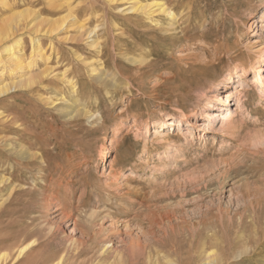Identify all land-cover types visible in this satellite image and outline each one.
<instances>
[{
    "label": "rangeland",
    "instance_id": "rangeland-1",
    "mask_svg": "<svg viewBox=\"0 0 264 264\" xmlns=\"http://www.w3.org/2000/svg\"><path fill=\"white\" fill-rule=\"evenodd\" d=\"M162 1L175 22L131 0L0 2V28L14 17L23 52L44 54L32 74L45 70L0 93V264H264V23L248 39L264 0ZM205 63L200 85L184 82ZM254 63L262 79L229 84L234 126L209 132L205 95ZM181 111L198 127L171 122L157 141L155 121Z\"/></svg>",
    "mask_w": 264,
    "mask_h": 264
},
{
    "label": "bare ground",
    "instance_id": "bare-ground-1",
    "mask_svg": "<svg viewBox=\"0 0 264 264\" xmlns=\"http://www.w3.org/2000/svg\"><path fill=\"white\" fill-rule=\"evenodd\" d=\"M131 1L132 2L130 4V7H128V9H127L128 12L137 13V14H144V15H147V17H149V18H152L153 16L154 17L155 16H159L160 14H162V15L166 16V18H168L169 21H171V22H175L176 21V17L174 15V13L168 7H166V5L164 4V2L162 0H145L144 2L139 1V0H131ZM0 2H3V0H0ZM70 16H71L70 14L67 15L68 18ZM15 17L19 19V18L22 17V14H20L18 17L17 16H15ZM14 20H15V18L13 17V19H11L8 22V24L13 22ZM261 23H264V9H262V11L257 16V18L254 19V23H253L254 28L251 29V32L249 34L248 39L256 36L257 30H258L259 25ZM8 24H6V26L0 28V54L1 53H6V55L4 57H2V58L0 57V84L3 83V81H4V79H3L4 71L6 73H8L9 76L10 75H14L18 71H22V76L24 77V79L18 81L17 84L14 83V82L12 84L4 83L2 85V87H0V93H5L7 90L15 89L16 87H29V86L33 85V83H35V80L37 78H39V76L45 74V70L42 71L39 74V76L35 75V74L34 75L32 74V69H33V67H35V64H36L35 60L37 58L41 57V56L43 57V55H44L42 53V49H41L39 43H37V42H35V44L33 43L34 47L32 48V50H30V52L28 54H25L23 52V50H22V47H21V44H20V39L15 38L16 36L14 35V32L18 30L17 29V23L15 22L14 24H9V25ZM51 25H53V26H50V27H52V28H50L51 31L56 29V25L54 23L51 24ZM253 25H252V27H253ZM78 29H79V27H78ZM87 33L85 35H87ZM90 34H92V31L91 32L89 31L88 35H90ZM95 41H93V43L92 44L90 43V44L91 45L95 44ZM256 61H258V62L264 61V48H261L259 50L258 60H256ZM3 62L7 63L9 66L7 67V65H5ZM258 62H256V63H258ZM209 63L198 64V65L191 66V68L185 73L186 76H185V79H183L184 82L186 81V82H188L189 85L194 86V87L200 85L199 83H201V81L203 80L202 78L205 77V79H206V77H208V74L213 69L212 68V63L211 64H209ZM88 64H89V61H88ZM254 65H255V63L252 64V66L250 68H248V69H246L243 65L240 66V67H234V69L231 70L230 73L228 74L229 75L228 79H224L218 85L212 87V90L210 91V93L212 94L211 96L207 97L205 95L206 99H205L204 104H203L205 109L202 112V117H203V122L206 123L205 124V128L209 132H213L214 129H212V127L214 126L215 121H217V120H218V124H220L219 128L222 131L224 129H226L227 127L230 128L231 125L234 126L233 123H232L233 122L232 121L233 114H232V112L229 109L226 108V105L228 103L229 96H230L229 95V91H228L229 84L231 83V79H232L233 75H238L239 74V77L241 78V81L239 83H237L238 85H237V87L234 88V91L236 92V94L240 95L244 91V89L246 88V82H252L254 84L257 83L256 79H259V80L262 79L264 71L262 72V74L260 73V70L262 69V67H258L254 71L253 70V66ZM90 71L94 75V73L96 72V68L92 67ZM250 72H252L254 74V76L251 79H249V75H248ZM46 74H47V72H46ZM100 77L97 78V81L99 83H102L103 80ZM94 79H96V78H94ZM63 83L70 85V86L68 85V87H70V92H69L70 95L69 96L70 97L74 96L76 94L75 93V86L72 85L71 81L65 80ZM217 91H220V92L217 93ZM241 98H242V96H241ZM64 100H65V98L62 95H59L57 97V99H56L57 102L55 101V103L56 104H59L61 102L63 103ZM211 101H215V104L211 105L210 104ZM69 104L71 105L72 103H69ZM209 105H211L210 106V108H211L210 111L208 110V108H206ZM60 109H61V107H60ZM190 118H191V115L188 114V113H185L183 111L180 112V115L178 116V118H176V120H175V117H174V115L172 113L164 115L162 117H159V119L155 121V127H154V131H153L154 136L155 137L157 136L156 140L158 141L161 138V137H158V136H160L161 132L164 131V127L166 125H172V123H174V122L176 123L175 125H177V122L179 123L176 126V130L178 132L179 131L181 132V130H183V126L185 124H189L191 127H194V125L196 127H198L197 126L198 124L192 123L190 121ZM173 128H175V127L173 126ZM230 129H232V128H230ZM235 129H237V128H235ZM144 130L147 132V124L146 123H145ZM221 130H220V132H221ZM104 140H106L105 136H104ZM170 149H171V147H170V144H169L167 146V152H169L168 150H170ZM106 152H108V149H107V151H105V153ZM2 183H4V180H2V181L0 180V184L1 185H2ZM254 215L255 214H253V216ZM254 218H255V216H254ZM254 223H256V222H254ZM33 245H34L33 241H30V242L26 243L25 245H22L18 249V253H17L16 258H20ZM200 255L205 257V260H209L212 257V251H207L204 248H202L201 252H200ZM62 257H63V253H62V255H60L58 257V259H56L55 262H52L51 264H60V263H62L61 262L62 259H63ZM135 261L137 262V259ZM138 263H139V261H138ZM205 264H206V262H205Z\"/></svg>",
    "mask_w": 264,
    "mask_h": 264
}]
</instances>
